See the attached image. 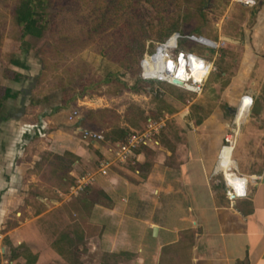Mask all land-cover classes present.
Masks as SVG:
<instances>
[{
	"label": "rangeland",
	"instance_id": "obj_1",
	"mask_svg": "<svg viewBox=\"0 0 264 264\" xmlns=\"http://www.w3.org/2000/svg\"><path fill=\"white\" fill-rule=\"evenodd\" d=\"M14 1L0 0V93L6 86L18 92L9 99L10 116L20 110L19 117L25 121L27 131L35 130V125L39 130L24 145L23 155L15 163L22 160L28 167L26 178L29 173H40L47 182L41 189L34 186L29 190L28 203L36 212L54 206L57 201L72 203L65 211L67 218L61 231L66 229L74 234L70 243L73 255L79 250L86 253L91 247L77 230L79 221H96L104 215V208L115 210L112 213L116 216L149 215L154 205V181L165 182L163 187L167 183L173 186L179 183L177 172L183 163L188 135L195 137L208 173L211 170L208 180L225 188L226 172L221 161L229 158L231 165L227 172H232L235 139L232 157L237 162L240 157L238 130L251 116V108L255 111L264 108V25L257 27L255 20L259 1L245 7L234 0H51L47 28L41 37H27L20 44L26 51L16 49L19 32L11 19ZM173 32L179 33L178 50L190 51L211 62L212 69L197 95L175 85L169 87L164 81H144L137 77L139 60ZM190 35L206 36L218 41L219 46L200 44ZM13 58L23 60L26 68L13 66L10 63ZM7 70L24 77L15 82ZM107 73H112L111 81H99L77 95L88 80L96 82ZM132 85L135 89L130 88ZM244 94L251 95L250 106L248 96L241 97ZM72 95L74 98L65 108L51 111L62 103V98ZM30 99H36L37 104H30ZM165 106H170L172 111H167ZM146 117L163 122L158 130L159 148L152 151L144 146L135 151L144 153L146 166L140 167L135 159L113 162L109 166L108 182L103 179L101 183L103 188L89 185L69 196L67 186L77 174L94 170L99 159L109 157L106 148L113 138L108 134L110 129H125L126 135L140 132L145 128ZM260 119H264V113ZM84 130L91 133L102 130L108 137L99 140L83 136ZM225 138L230 139L229 144H225ZM78 148L84 156H76L79 159L76 174L63 176L64 181L57 175L58 171L54 177L49 176L48 169H54L58 160L55 157H59L56 153L67 161L70 156L65 152ZM214 168L224 174L217 175L218 172H212ZM35 183L41 185L39 181ZM52 187L59 191L54 192ZM116 187L121 189L115 195L122 198L117 205L108 196L114 195L111 191ZM161 196L155 198V207L160 205V213L169 212V217L177 216V202L168 201L163 210ZM91 225L86 230L92 240L97 231ZM90 254V264L92 261L101 264L95 253ZM4 258L9 259L7 254ZM119 260L123 261L124 257L106 256L105 264ZM72 261L82 264L77 258Z\"/></svg>",
	"mask_w": 264,
	"mask_h": 264
},
{
	"label": "crops",
	"instance_id": "obj_2",
	"mask_svg": "<svg viewBox=\"0 0 264 264\" xmlns=\"http://www.w3.org/2000/svg\"><path fill=\"white\" fill-rule=\"evenodd\" d=\"M258 1L257 27L264 25V0H253L252 5ZM16 96L4 100V111L0 112V250L8 255L11 264H73L72 258H77L82 264H90L88 256L92 252L97 259H101V264H105L106 256L124 257L123 261L113 264H264V119H260L264 108L257 111L251 108V116L248 115L238 130V162L232 157L237 139L231 153L235 165L232 170L247 178L243 197L229 199L220 184L215 185L208 180L211 170L208 173L195 137L188 135L184 144L186 151L183 163L177 172L179 183L176 186L167 183L163 187L165 182L162 184L158 178L153 184L155 198L163 195V210L168 201L177 202V216L169 217V212L165 214L164 211L160 213L158 207L161 206L155 207V198L147 217L116 216V213H112L115 210L104 208V215L96 221H79L77 230L91 247L86 253L79 250L73 255L70 243L74 234L66 229L61 231L67 218L65 211L71 208L72 203L57 201L54 206L40 212H36L28 203L31 201L29 190H33L34 186L41 189L47 186V182L41 179L40 173H29L26 178L28 167L23 165L22 160L15 163L23 155L24 145L37 133L38 128L35 125V130L31 127V131H27L25 121L19 117L20 110L10 116L9 99ZM158 148L159 141L158 145L148 149L154 151ZM65 153L71 156L65 175L62 171L57 173L61 181L65 180L63 176L76 174L79 170L76 156H84L79 148ZM56 154L59 157L62 155ZM135 156L138 165L145 167L144 153L137 151ZM229 164L231 160L226 158L221 161V168L226 172L228 183L238 191L240 183L232 172H227ZM250 167L255 169L251 170ZM48 170L49 176L56 175L55 169ZM134 171L137 172V169ZM215 172H218L217 175L223 173ZM109 175H97L91 186L103 188L101 183L103 179L108 182ZM37 181L41 185H37ZM52 189L54 192L59 191L56 187ZM117 189L121 187L111 191L113 196L108 195L116 205L119 200L122 201L115 195ZM38 200L42 201V198L38 197ZM88 224H92L97 231V236L92 240L86 230Z\"/></svg>",
	"mask_w": 264,
	"mask_h": 264
},
{
	"label": "built area",
	"instance_id": "obj_3",
	"mask_svg": "<svg viewBox=\"0 0 264 264\" xmlns=\"http://www.w3.org/2000/svg\"><path fill=\"white\" fill-rule=\"evenodd\" d=\"M234 1L243 5L253 4V0ZM178 36V32L171 33L167 38L159 42L154 47L153 51H151L149 54H145L143 58H141L138 62L137 77L141 80H158L164 81L168 84H171V78H175L181 82V85H175L176 87L190 94L197 95L201 93L204 82L212 69L211 62H209L205 57L197 55L190 51L178 50L176 43ZM190 38L208 47L215 48L219 46L218 41L207 39L205 37L201 38L199 36L190 35ZM146 58L152 64L151 70L153 71L151 73H148L149 71L143 68V62ZM246 95L248 96L249 103L251 104V95L244 94L241 97ZM70 118L71 115H69L68 119ZM162 125L163 122L161 120H153L149 117H146L145 128L142 131L128 133L121 141H111L109 143L110 145H108V147L106 148V151L109 153V157L105 156L102 159H99L94 170H87L77 174L74 177L72 183L68 184L67 194L69 196L76 195L77 193L83 191L86 187L91 185L97 175L106 176L109 166L113 162H132L135 159V151L137 148L144 146L152 148L158 145V130ZM36 130L37 132H39L38 128H36ZM102 132L103 131L100 130L97 133H91L87 130H84L83 136L88 135L89 137L91 136L99 140H104ZM227 143L228 141L225 138V144ZM237 176L241 179L238 192L233 187L228 186L225 180L223 181L225 185V194L229 199H232L234 197H243L246 193L247 178L241 175ZM11 263L12 261L4 258L3 252H0V264Z\"/></svg>",
	"mask_w": 264,
	"mask_h": 264
},
{
	"label": "trees",
	"instance_id": "obj_4",
	"mask_svg": "<svg viewBox=\"0 0 264 264\" xmlns=\"http://www.w3.org/2000/svg\"><path fill=\"white\" fill-rule=\"evenodd\" d=\"M51 0H15L12 5L11 10V19L14 27H16L17 31L19 32V35L17 37V41L19 45L16 47V49H20L26 51V49L20 45L24 43L27 37L29 38H39L42 36V33L47 28L48 22L50 20V13L48 12L49 2ZM196 28V27H194ZM203 36V35H201ZM206 37V36H203ZM207 38V37H206ZM172 40V38H171ZM10 63L13 66L20 67V68H26V65L23 60L19 61L18 59H11ZM10 75L9 78L15 82L19 81L22 77H24L21 73L17 71H11L7 70ZM41 71V68L39 72ZM112 73H107L102 79H98L96 82L89 81L82 85L80 91H78L77 95H82L84 91L89 90L91 86H93L95 83L100 82H109L113 79ZM146 81V80H144ZM157 82H162L155 80ZM166 83V82H165ZM169 87H174V85L166 83ZM121 85L125 86L124 83L121 82ZM131 89H135V86L132 85L130 87ZM17 92L12 91L10 88L3 87L0 93V112L2 109V102L6 100L7 98H11L16 96ZM74 97L68 96L66 98H62V103L59 105H55L52 107L51 111H55L60 108H65L70 100H72ZM30 104H37L36 99H30ZM167 111H172V108L170 106L164 107ZM126 130L121 129L119 127H113L110 129L108 134L112 135V141L123 139L126 135ZM107 133H103V137L106 139L108 137ZM66 155L71 156L69 153H65ZM57 163L54 164V169L56 171H62V174L67 171V168L69 167V161H64L63 157H56ZM72 158H75L72 156ZM143 166V165H142ZM140 165V167H142Z\"/></svg>",
	"mask_w": 264,
	"mask_h": 264
},
{
	"label": "bare ground",
	"instance_id": "obj_5",
	"mask_svg": "<svg viewBox=\"0 0 264 264\" xmlns=\"http://www.w3.org/2000/svg\"><path fill=\"white\" fill-rule=\"evenodd\" d=\"M171 42H172V40H171ZM144 64V69L145 70H148L149 72L148 73H151L153 70H151V68H152V64H151V62L146 58L145 60H144V62H143ZM146 65V66H145ZM235 115H236V111H235ZM235 115H234V117H235ZM234 131H235V129H234ZM235 133V132H234ZM227 139V141H228V143L227 144H229L230 143V140L228 139V138H226ZM222 148H223V146H222ZM234 168V167H233ZM232 169V168H231ZM232 175L234 176V178H238V176H237V174L235 173V172H233L232 171ZM238 179H240V178H238ZM225 182H226V184L228 185V186H231L229 183H228V181L225 179ZM232 187V186H231ZM234 189H235V187H233ZM236 190V189H235Z\"/></svg>",
	"mask_w": 264,
	"mask_h": 264
},
{
	"label": "water",
	"instance_id": "obj_6",
	"mask_svg": "<svg viewBox=\"0 0 264 264\" xmlns=\"http://www.w3.org/2000/svg\"><path fill=\"white\" fill-rule=\"evenodd\" d=\"M199 37L204 38L202 36H199ZM170 83L172 85H181V82L179 80L175 79V78H171L170 79ZM152 231H153V234H155V227L152 228Z\"/></svg>",
	"mask_w": 264,
	"mask_h": 264
}]
</instances>
